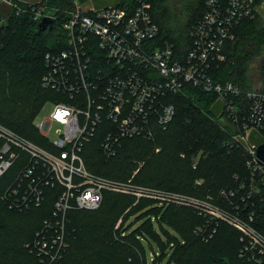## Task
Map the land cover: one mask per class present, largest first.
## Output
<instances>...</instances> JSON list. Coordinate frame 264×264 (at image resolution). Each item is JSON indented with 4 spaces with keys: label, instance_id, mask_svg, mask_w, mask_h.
I'll use <instances>...</instances> for the list:
<instances>
[{
    "label": "trees",
    "instance_id": "trees-1",
    "mask_svg": "<svg viewBox=\"0 0 264 264\" xmlns=\"http://www.w3.org/2000/svg\"><path fill=\"white\" fill-rule=\"evenodd\" d=\"M147 1L160 29L159 41L173 42L178 54H186L206 0H198V8L187 11L188 6L179 8L169 0ZM134 5L135 0H122L123 7ZM257 14L244 20L236 29V38L227 42L226 59L213 72L216 81L233 82L242 91L264 89L252 87L249 75L251 63L264 52V21ZM37 26L28 15L6 13L5 23L0 22V123L54 150L49 138L40 133L35 117L46 102L63 100L59 92L43 86L42 76L46 53L64 48L66 35L56 25L41 32ZM261 75L264 81V70ZM168 102L175 105L176 113L166 128L151 139L124 138L113 156L102 149L107 134L103 120L83 149L88 169L124 182L207 198L242 217L253 213L252 225L264 234V185L260 187V179L252 183L248 154L243 146L231 142V129L223 120L217 95L188 85L169 94ZM252 141L263 143L264 130L255 133ZM18 173L15 165L0 178V264H44L36 244L42 235L51 237L45 220L53 216L59 189L47 188L40 207L17 206L4 194ZM207 220L189 206L105 191L98 208L67 213L61 264H146L143 239L156 242L163 255L169 256V263L249 264L239 255V231L222 221L215 223L212 235L200 231ZM157 223L175 235L165 229L159 232ZM153 263L159 264V257L153 256Z\"/></svg>",
    "mask_w": 264,
    "mask_h": 264
},
{
    "label": "built area",
    "instance_id": "built-area-1",
    "mask_svg": "<svg viewBox=\"0 0 264 264\" xmlns=\"http://www.w3.org/2000/svg\"><path fill=\"white\" fill-rule=\"evenodd\" d=\"M259 1L206 0L205 12L191 32V47L182 56L173 42L159 41L160 29L147 0H135L132 9L123 7L122 0L109 5H95L94 0H0L1 23L6 13L28 15L38 24L50 19L66 35L64 48L46 53L42 76L43 86L59 92L63 100L55 102L50 115L36 124L54 150L0 123V178L15 165L19 169L4 198L17 206L40 207L47 188L59 189L53 216L45 220L51 237L42 235L36 244L44 264H61L67 213L98 208L105 191L195 208L208 219L199 230L211 235L215 223L226 222L240 233V257L249 264H264V234L252 225L253 213L242 217L207 198L95 173L83 155L86 142L103 120L107 134L102 149L107 156L118 152L124 138H153L175 116L168 95L192 85L217 95L231 142L244 147L252 183L260 179L263 186L264 163L252 136L264 130V89L242 91L233 82H219L213 76L226 59L227 42L236 38L244 20L255 17Z\"/></svg>",
    "mask_w": 264,
    "mask_h": 264
},
{
    "label": "rangeland",
    "instance_id": "rangeland-1",
    "mask_svg": "<svg viewBox=\"0 0 264 264\" xmlns=\"http://www.w3.org/2000/svg\"><path fill=\"white\" fill-rule=\"evenodd\" d=\"M114 1H116V0H94V4L95 5H109V4H113ZM169 1L172 5L178 6L179 8L185 9V6H188V7H186V11L189 10L190 7L191 8L197 7L198 8V5H199L198 0H169ZM198 12H199V10L196 9L197 16H198ZM257 15H258V17H260L264 21V0H261V3L259 4V9H258ZM263 59H264V52H262L261 55L257 56L250 65L249 75L251 78H253L252 87H254V88L264 87V81H263V77L261 75L262 70H264V63L262 62ZM54 103L55 102H53V101H48L43 105L42 109L40 110V112L35 117L36 123H40L41 121H43L45 118H47L50 115L51 110L53 109ZM49 137L50 138L54 137V130L50 131ZM158 149L159 148H157V151H158ZM140 185H142V184H140ZM131 219H133V218H131ZM119 221L121 222V219ZM127 223L128 222H126V224H124V225L126 226ZM118 226H119V223L117 224V227ZM156 228L161 233H162L163 229H165L170 234L175 235V232L171 228L167 227L166 225H164L163 229H162V227L157 223ZM143 243H144L145 252H146V264H154L153 263V256L159 257V259H160L159 264H174V263H169V256L167 254L163 255L161 247L156 242H154L153 240H144L143 239ZM166 251H169V249H167Z\"/></svg>",
    "mask_w": 264,
    "mask_h": 264
},
{
    "label": "water",
    "instance_id": "water-1",
    "mask_svg": "<svg viewBox=\"0 0 264 264\" xmlns=\"http://www.w3.org/2000/svg\"><path fill=\"white\" fill-rule=\"evenodd\" d=\"M48 25L50 26V28H52L54 26V21L50 19H44L41 23L38 24L37 29L39 32H41L45 30ZM257 156L264 163V142L258 145Z\"/></svg>",
    "mask_w": 264,
    "mask_h": 264
}]
</instances>
